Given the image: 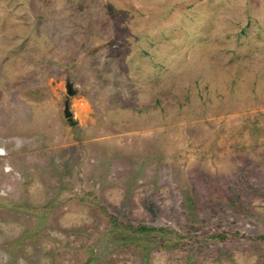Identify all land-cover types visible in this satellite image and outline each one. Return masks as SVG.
Instances as JSON below:
<instances>
[{
  "label": "rangeland",
  "instance_id": "1",
  "mask_svg": "<svg viewBox=\"0 0 264 264\" xmlns=\"http://www.w3.org/2000/svg\"><path fill=\"white\" fill-rule=\"evenodd\" d=\"M0 264H264V0H0Z\"/></svg>",
  "mask_w": 264,
  "mask_h": 264
},
{
  "label": "water",
  "instance_id": "2",
  "mask_svg": "<svg viewBox=\"0 0 264 264\" xmlns=\"http://www.w3.org/2000/svg\"><path fill=\"white\" fill-rule=\"evenodd\" d=\"M70 93H74L73 91ZM70 113H72L69 109H67V115H70Z\"/></svg>",
  "mask_w": 264,
  "mask_h": 264
}]
</instances>
